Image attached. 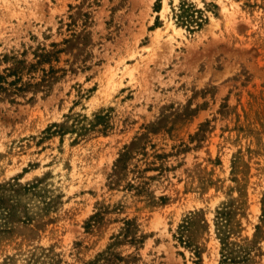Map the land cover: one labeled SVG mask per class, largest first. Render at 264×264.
<instances>
[{
	"label": "rangeland",
	"instance_id": "374dc122",
	"mask_svg": "<svg viewBox=\"0 0 264 264\" xmlns=\"http://www.w3.org/2000/svg\"><path fill=\"white\" fill-rule=\"evenodd\" d=\"M0 74V264H264V0H0Z\"/></svg>",
	"mask_w": 264,
	"mask_h": 264
},
{
	"label": "trees",
	"instance_id": "16d2710c",
	"mask_svg": "<svg viewBox=\"0 0 264 264\" xmlns=\"http://www.w3.org/2000/svg\"><path fill=\"white\" fill-rule=\"evenodd\" d=\"M46 55V54H44ZM18 67H15V68H11L10 69V73L9 74H12L14 73L16 75V71H17ZM0 80L1 81H5V77L3 75L0 74ZM21 80V76H18L15 80H13L12 82H10L11 84H16L18 81ZM27 85H24V84H21L20 89H23L24 87H26ZM87 264H98L97 261L96 262H90V263H87Z\"/></svg>",
	"mask_w": 264,
	"mask_h": 264
},
{
	"label": "bare ground",
	"instance_id": "6f19581e",
	"mask_svg": "<svg viewBox=\"0 0 264 264\" xmlns=\"http://www.w3.org/2000/svg\"><path fill=\"white\" fill-rule=\"evenodd\" d=\"M166 6V5H165ZM165 9L164 10H166V7H164ZM226 10H227V7L225 8ZM159 29L160 28H158L157 30H156V32L158 33L159 32ZM176 30H178V29H176Z\"/></svg>",
	"mask_w": 264,
	"mask_h": 264
}]
</instances>
